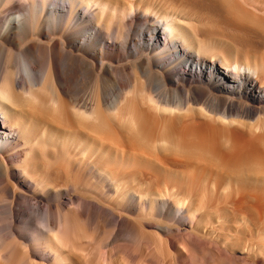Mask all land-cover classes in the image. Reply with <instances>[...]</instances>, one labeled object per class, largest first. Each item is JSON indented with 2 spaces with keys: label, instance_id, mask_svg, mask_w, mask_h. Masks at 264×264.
<instances>
[{
  "label": "bare ground",
  "instance_id": "1",
  "mask_svg": "<svg viewBox=\"0 0 264 264\" xmlns=\"http://www.w3.org/2000/svg\"><path fill=\"white\" fill-rule=\"evenodd\" d=\"M23 1L0 264H264V1Z\"/></svg>",
  "mask_w": 264,
  "mask_h": 264
},
{
  "label": "rangeland",
  "instance_id": "2",
  "mask_svg": "<svg viewBox=\"0 0 264 264\" xmlns=\"http://www.w3.org/2000/svg\"><path fill=\"white\" fill-rule=\"evenodd\" d=\"M14 1L18 2V3L24 2L23 0H14ZM130 1L136 2V1H139V0H130ZM146 1H149V2L153 1L152 4H154V5H158L159 4L158 0H146ZM182 1L185 2V1H191V0H182ZM260 1H264V0H260ZM192 2H195L196 5H200L201 3H203V0H192ZM17 14H19V13H16V11H10L9 12V11L4 10L3 8H0V18L4 19L5 17H8V16L15 17ZM205 29H207L210 32L217 33V34H225V35H228V36H231V37L235 36L236 39H241V40L242 39L243 40H246V39L248 40L249 39L248 37H252V36H249V35H246V34L243 35V34L231 33L230 31H227V29H225L223 26L209 25ZM237 35H238V37H237ZM38 224H40L39 225L40 227H42V228L44 227L43 222L40 221V222H38Z\"/></svg>",
  "mask_w": 264,
  "mask_h": 264
}]
</instances>
